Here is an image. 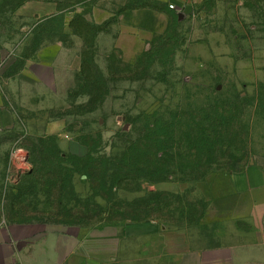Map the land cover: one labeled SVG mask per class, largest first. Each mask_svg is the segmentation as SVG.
<instances>
[{"label": "rangeland", "instance_id": "1", "mask_svg": "<svg viewBox=\"0 0 264 264\" xmlns=\"http://www.w3.org/2000/svg\"><path fill=\"white\" fill-rule=\"evenodd\" d=\"M233 103L246 134L237 156L248 153L244 171L251 170L255 193H237L226 171L201 181L129 180L134 190L112 178L102 188L77 172L89 157L112 167L155 125L180 130L199 109ZM59 152L80 164L68 168L78 200L68 190L60 206L56 191L25 181L36 166L57 167L48 159ZM259 170L264 0H0V230L15 223L20 198L29 217L51 226L159 217L234 248L247 264H264ZM136 202L145 205L136 210ZM59 210L77 223L60 220Z\"/></svg>", "mask_w": 264, "mask_h": 264}, {"label": "trees", "instance_id": "2", "mask_svg": "<svg viewBox=\"0 0 264 264\" xmlns=\"http://www.w3.org/2000/svg\"><path fill=\"white\" fill-rule=\"evenodd\" d=\"M237 99L239 102L242 100L240 95ZM238 104L233 103L227 106L216 104L209 109H199L197 117L188 119L180 130L175 124L155 125L147 131L145 136L131 144L128 153L114 159L112 167H109L108 160L89 157L83 169L78 168L77 172L85 174L92 181L93 178L98 180L102 188L107 187L112 178L113 185L127 190H134L130 187L129 182L131 181L129 180L137 182L144 180L156 184L178 175L188 177L193 181H201L214 170L226 171L230 174L242 173L245 170V159L248 160L246 157L248 153L241 157L237 156V152L244 153L239 142L246 135L243 123L236 113L239 110ZM40 142H43V139H40ZM34 147L39 152L38 147L36 145ZM51 157L48 160L58 166L48 171H39L34 164L36 171L28 175L26 183H30L33 190L42 186L56 191L59 195L57 197L58 206L64 198V192L68 190L72 200L77 201L73 181L68 172L70 168L79 167L80 164L77 161L62 158L60 152L59 156L55 157L51 154ZM63 170L66 171L65 175L62 173ZM111 173L113 175L110 177ZM17 201L15 200L12 206L13 210L20 206L17 212H12L15 223H44L40 221V217H29L22 210L23 204L20 203V198ZM144 205L136 202L134 206L138 209H134L139 210ZM150 206L147 203L145 208H150ZM68 216L70 217L66 224L77 223L78 219L75 215H67L62 210H59L57 214L60 220ZM149 219L161 222L159 217H143L127 221Z\"/></svg>", "mask_w": 264, "mask_h": 264}, {"label": "crops", "instance_id": "3", "mask_svg": "<svg viewBox=\"0 0 264 264\" xmlns=\"http://www.w3.org/2000/svg\"><path fill=\"white\" fill-rule=\"evenodd\" d=\"M257 173L264 189V174ZM231 179L237 193H255L249 168ZM214 240L150 219L95 228L14 223L0 230V264H247Z\"/></svg>", "mask_w": 264, "mask_h": 264}, {"label": "built area", "instance_id": "4", "mask_svg": "<svg viewBox=\"0 0 264 264\" xmlns=\"http://www.w3.org/2000/svg\"><path fill=\"white\" fill-rule=\"evenodd\" d=\"M170 8L174 9V10L176 9V7L174 5H170Z\"/></svg>", "mask_w": 264, "mask_h": 264}]
</instances>
